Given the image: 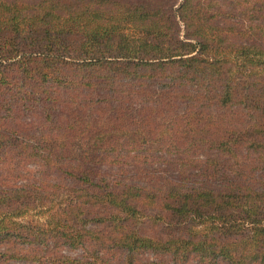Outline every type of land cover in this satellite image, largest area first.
<instances>
[{
    "label": "trees",
    "instance_id": "trees-1",
    "mask_svg": "<svg viewBox=\"0 0 264 264\" xmlns=\"http://www.w3.org/2000/svg\"><path fill=\"white\" fill-rule=\"evenodd\" d=\"M264 264V0H0V264Z\"/></svg>",
    "mask_w": 264,
    "mask_h": 264
},
{
    "label": "rangeland",
    "instance_id": "rangeland-1",
    "mask_svg": "<svg viewBox=\"0 0 264 264\" xmlns=\"http://www.w3.org/2000/svg\"><path fill=\"white\" fill-rule=\"evenodd\" d=\"M4 264H32V263H28L26 261H18V260H8L6 263Z\"/></svg>",
    "mask_w": 264,
    "mask_h": 264
}]
</instances>
